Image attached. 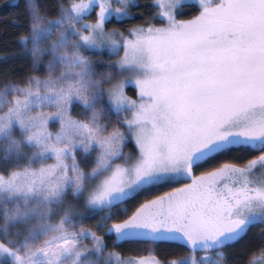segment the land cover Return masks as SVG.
<instances>
[{
	"label": "snow or ice",
	"instance_id": "obj_1",
	"mask_svg": "<svg viewBox=\"0 0 264 264\" xmlns=\"http://www.w3.org/2000/svg\"><path fill=\"white\" fill-rule=\"evenodd\" d=\"M144 7L27 0L32 71L0 80V264H264V0ZM254 228L259 254L236 251Z\"/></svg>",
	"mask_w": 264,
	"mask_h": 264
},
{
	"label": "trees",
	"instance_id": "obj_2",
	"mask_svg": "<svg viewBox=\"0 0 264 264\" xmlns=\"http://www.w3.org/2000/svg\"><path fill=\"white\" fill-rule=\"evenodd\" d=\"M35 2L41 5L42 10L54 11L57 0H35ZM138 2L141 9L139 11L134 9V23L136 24H140L143 19L148 18V10L144 7L145 0H138ZM26 3L27 0H0V80L5 76L21 80L32 71L31 57L22 52L19 43L20 36L25 33L28 27ZM192 5V3L184 4V8L178 11V17L190 18L194 12ZM141 11L145 13L143 19L140 15ZM105 59H107L106 56ZM127 91L129 96H134L133 88L129 87ZM260 242L259 232H252L236 246L235 250L239 252L243 249H252L258 255ZM228 251L231 260L233 259L231 256L232 249Z\"/></svg>",
	"mask_w": 264,
	"mask_h": 264
},
{
	"label": "rangeland",
	"instance_id": "obj_3",
	"mask_svg": "<svg viewBox=\"0 0 264 264\" xmlns=\"http://www.w3.org/2000/svg\"><path fill=\"white\" fill-rule=\"evenodd\" d=\"M184 4H193V0H183ZM179 11V9H178ZM179 13V12H178ZM182 18V17H178ZM252 232H259V228H254L250 233ZM151 245L147 244H132V243H126L123 246L115 249L116 251H119L123 256L126 258L129 256H137V255H147L148 250L151 248ZM113 250V249H109ZM157 251L161 254L169 253L174 251V249L170 248L168 244H160L157 248Z\"/></svg>",
	"mask_w": 264,
	"mask_h": 264
}]
</instances>
